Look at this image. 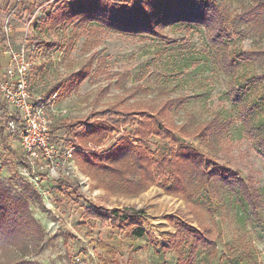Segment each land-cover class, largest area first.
<instances>
[{
	"label": "rangeland",
	"instance_id": "1",
	"mask_svg": "<svg viewBox=\"0 0 264 264\" xmlns=\"http://www.w3.org/2000/svg\"><path fill=\"white\" fill-rule=\"evenodd\" d=\"M60 1L0 0V74H5L10 66L8 52L24 50L31 61L27 82L34 102L43 105L54 122H81L88 129L102 119L100 112L114 105L146 111L148 106H161L168 99L189 97L183 110L170 114L175 124L181 125L191 117L197 125L220 116L222 123L230 122V128L209 146L201 142L199 135L186 138L174 128L176 134L206 159L241 174L264 196V159L237 119V108L227 97L229 78L215 66L202 28L169 27L164 39L121 34L96 23L79 26L76 22L52 30L44 20ZM219 2L234 15L247 0ZM5 22L12 29L9 33L5 31ZM236 28L240 33L230 41L232 48L264 47V40L255 33L239 24ZM81 71L88 75L83 81H76L75 76ZM261 71L262 67L256 64H241L238 74L250 76ZM247 96L261 97L260 108L253 116L264 130V85L251 88ZM0 108L15 113L1 98ZM2 116L0 111V121ZM75 133L63 128L55 135L61 157L70 147L76 153ZM122 134L113 133L99 147L89 144L90 151L110 147ZM6 135L7 146L0 137V180L13 196L27 202L29 213L44 236L33 241L28 238L20 246H0V264L21 260L35 264L177 263L174 251L163 250L177 232L169 217L177 216L193 227L199 225L194 214L187 216L190 207L186 201L167 195L158 186L135 198L110 193L82 173L74 153L75 170L71 176L60 178L79 186L76 193L50 179L46 161L35 162L34 168L25 165L23 159L27 161V157L20 137L9 129ZM150 146L156 155H161L167 154L173 144L153 137ZM39 165L46 167L41 170ZM34 176H38V184L31 181ZM201 200L206 207L197 208L195 215L214 228L218 251L200 252L196 264H249L238 253L243 242L252 246L257 264H264V229L253 228L249 209L226 190L217 195L209 189ZM90 209L106 210L109 216L113 211L130 210L138 215L146 236L134 238L127 222L120 221L118 228L110 221L92 218ZM261 214L264 219V212Z\"/></svg>",
	"mask_w": 264,
	"mask_h": 264
},
{
	"label": "trees",
	"instance_id": "2",
	"mask_svg": "<svg viewBox=\"0 0 264 264\" xmlns=\"http://www.w3.org/2000/svg\"><path fill=\"white\" fill-rule=\"evenodd\" d=\"M76 22L79 26L96 23L121 34L151 35L163 39L169 27L202 28L212 49L215 66L229 78L227 97L237 108V119L264 159V130L258 127L253 116L262 100L260 96H247L251 88L264 85V47L243 49L230 45L234 35L240 33L237 24L264 40V0H247L234 15L219 0H61L57 9L44 20L52 30ZM241 64H256L262 67V71L240 77ZM87 75V71H81L75 76L76 81L78 78L83 81ZM189 101V97L168 99L161 106H148L146 111L114 105L100 112L102 119L92 129L81 122L69 125L67 120H58L52 125V141L63 128L76 132L73 145L77 148L75 160L82 173L95 181L98 187L135 198L158 186L167 195L186 201L190 207L187 216L194 214L199 225L193 227L177 216L169 217L177 232L163 250L176 253V264H196L200 252L218 251L214 228L195 215L197 208L206 207L201 198L209 189L217 195L224 190L230 191L245 209H249L248 218L253 228L264 229L261 214L264 212V196L260 190L250 185L241 174L206 159L176 134L175 129L186 138L199 135L201 142L209 146L218 142L230 128V122L222 123L220 116L197 125L191 117L181 125L175 124L169 118L170 114L183 110ZM0 111L3 112L0 137L7 146L9 118L7 111L1 108ZM127 127L132 130L125 129ZM113 133L123 134L110 147L90 151L89 144L102 146ZM153 137L173 144L167 154L154 153L150 146ZM23 163L27 165L25 159ZM58 183L60 187L76 193L79 191V186L67 184L62 179ZM105 211L90 209L89 215L103 222L110 221L118 228L120 221L127 222L134 238L146 236L138 215L131 214L132 211H113L112 216ZM43 236L40 225L29 213L27 202L13 196L0 180V246H20L28 238L33 241ZM238 253L249 264H257L255 251L248 242L242 243ZM11 264L35 263L21 260Z\"/></svg>",
	"mask_w": 264,
	"mask_h": 264
},
{
	"label": "built area",
	"instance_id": "3",
	"mask_svg": "<svg viewBox=\"0 0 264 264\" xmlns=\"http://www.w3.org/2000/svg\"><path fill=\"white\" fill-rule=\"evenodd\" d=\"M4 27L7 33L12 30L8 22H5ZM8 55L10 66L5 74L0 75V98L5 105L15 110V113H7L8 129L20 137L29 168H34L35 162L41 164L46 161L50 179L58 181L61 175L71 176L75 170V149L68 148L62 158L56 143L52 141L54 120L43 105L34 102L28 86L31 61L25 57L24 50H11ZM45 167L39 165L41 170ZM31 181L38 184V176L32 177Z\"/></svg>",
	"mask_w": 264,
	"mask_h": 264
},
{
	"label": "crops",
	"instance_id": "4",
	"mask_svg": "<svg viewBox=\"0 0 264 264\" xmlns=\"http://www.w3.org/2000/svg\"><path fill=\"white\" fill-rule=\"evenodd\" d=\"M2 66H4V65H2ZM0 75H2V74H0Z\"/></svg>",
	"mask_w": 264,
	"mask_h": 264
}]
</instances>
